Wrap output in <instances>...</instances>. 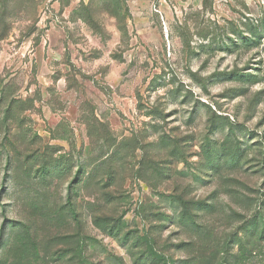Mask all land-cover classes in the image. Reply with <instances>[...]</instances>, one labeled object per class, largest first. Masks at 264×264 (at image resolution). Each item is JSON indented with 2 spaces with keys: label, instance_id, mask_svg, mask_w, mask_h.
<instances>
[{
  "label": "rangeland",
  "instance_id": "1",
  "mask_svg": "<svg viewBox=\"0 0 264 264\" xmlns=\"http://www.w3.org/2000/svg\"><path fill=\"white\" fill-rule=\"evenodd\" d=\"M0 264H264V0H0Z\"/></svg>",
  "mask_w": 264,
  "mask_h": 264
},
{
  "label": "built area",
  "instance_id": "2",
  "mask_svg": "<svg viewBox=\"0 0 264 264\" xmlns=\"http://www.w3.org/2000/svg\"><path fill=\"white\" fill-rule=\"evenodd\" d=\"M249 1H258V0H249Z\"/></svg>",
  "mask_w": 264,
  "mask_h": 264
}]
</instances>
